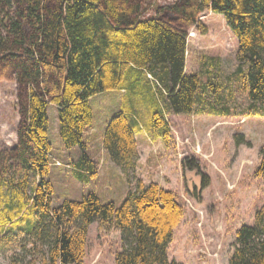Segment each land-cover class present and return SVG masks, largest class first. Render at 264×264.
Instances as JSON below:
<instances>
[{
  "label": "trees",
  "instance_id": "16d2710c",
  "mask_svg": "<svg viewBox=\"0 0 264 264\" xmlns=\"http://www.w3.org/2000/svg\"><path fill=\"white\" fill-rule=\"evenodd\" d=\"M146 2L0 0V82H16L21 115L16 148L0 152V232L6 228L8 238L29 225L28 237L47 247L29 264H83L94 223L120 232L116 264H182L169 259V247L185 208L158 183L137 179L120 206L103 204L95 194L54 206L47 180L51 104L58 108L64 146L83 152L74 170L95 169L86 154V132L94 122L90 99L125 92L124 108L106 124L103 147L130 177L139 159L137 135L145 130L143 112L166 145L171 128L162 104L174 115H190L207 101L212 112L229 113L225 105L217 107L219 97L212 102L204 97L209 90L201 87L199 75L186 73L190 32L203 30L200 16L211 12L222 16L238 39L247 115L264 116V0H176L144 17ZM182 167L201 176V191L210 186L200 160L190 158ZM255 176L264 181V148ZM20 263L18 257L12 261ZM229 264H264V207L253 226L237 232Z\"/></svg>",
  "mask_w": 264,
  "mask_h": 264
},
{
  "label": "rangeland",
  "instance_id": "374dc122",
  "mask_svg": "<svg viewBox=\"0 0 264 264\" xmlns=\"http://www.w3.org/2000/svg\"><path fill=\"white\" fill-rule=\"evenodd\" d=\"M175 1L147 0L144 17L154 15L156 6ZM200 23L203 30L194 28L188 38L186 73L199 75L201 87L209 90L204 97L211 102L219 97L217 107L225 105L229 113L212 112L207 101L198 104L190 115H174L162 104L171 128V141L166 145L149 129L147 111L143 112L140 117L145 130L137 143V168L127 177L103 147L106 124L124 108L125 92L111 90L90 99L94 122L85 140L87 160L95 169L74 170L83 152L79 147L64 146L58 108L51 104L49 140L53 150L47 180L54 189L55 207L65 201L80 202L89 194L97 195L103 204L120 206L137 179L145 184L158 183L178 196L186 212L175 230L169 259L182 264H229L237 232L243 226H253L256 213L264 207V181L255 176L264 148V116L247 115L250 100L238 71L239 42L226 20L205 12ZM20 124L19 88L14 81H1L0 152L16 148ZM190 158L200 160L210 178V186L203 191L201 176L183 170V161ZM28 228L23 225L8 238L6 228L0 232V264H12L15 257L20 264H29L38 259V249L47 250L43 242L28 237ZM121 249L120 232L100 230V224L94 223L83 264H116Z\"/></svg>",
  "mask_w": 264,
  "mask_h": 264
},
{
  "label": "crops",
  "instance_id": "0c3cea01",
  "mask_svg": "<svg viewBox=\"0 0 264 264\" xmlns=\"http://www.w3.org/2000/svg\"><path fill=\"white\" fill-rule=\"evenodd\" d=\"M139 135H143L142 131H139V132H138V135H137V143L139 142L138 140H140V139H139Z\"/></svg>",
  "mask_w": 264,
  "mask_h": 264
}]
</instances>
